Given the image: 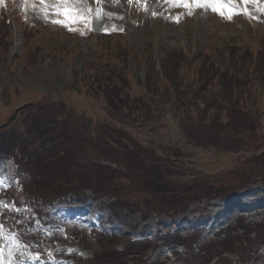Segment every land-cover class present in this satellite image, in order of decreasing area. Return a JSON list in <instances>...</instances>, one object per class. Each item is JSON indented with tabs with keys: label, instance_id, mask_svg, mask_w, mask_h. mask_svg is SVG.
Returning a JSON list of instances; mask_svg holds the SVG:
<instances>
[{
	"label": "rangeland",
	"instance_id": "obj_1",
	"mask_svg": "<svg viewBox=\"0 0 264 264\" xmlns=\"http://www.w3.org/2000/svg\"><path fill=\"white\" fill-rule=\"evenodd\" d=\"M8 2L11 9L7 0L0 4V124L17 106L31 105L17 113V133L7 125L0 129V139L20 141L31 127L40 128L43 118L29 126L34 105L66 104L65 115L70 113L79 129L125 132V140L132 139L152 158L168 160L170 169L162 174L166 187L154 200L176 208L153 210L145 218L142 205L127 200L112 206L113 212L109 205L115 197L95 198L85 187L87 171L72 169L57 185L79 182L86 203H75L68 194L63 204L45 207L36 217L26 210L33 199H26L19 184L15 188L14 167L0 160L7 188L0 185L5 229L0 231V264H87L113 245L124 250L144 235L152 245L130 250L142 253V262L170 264L171 250L178 248L163 245L168 235L179 234L196 246L240 215L264 220V171L258 170L261 158L255 157L264 155V0H227L234 10L231 18L227 8L222 16L191 0L187 7L185 0H75L70 6L83 19L67 26L51 22L63 19L56 11L58 0ZM106 70L115 76L118 98L128 91L144 100L142 107L149 105L148 119L129 118L130 110L138 114L131 109L132 100L122 101L124 105L117 100L112 112L100 93L89 90L95 76L104 78ZM207 104L213 106L209 111L203 109ZM216 114L219 118L213 119ZM138 117L143 120L136 122ZM100 163L119 168L105 156ZM127 183V192L139 202L149 200ZM199 184L204 196L214 198L192 195ZM182 189L194 193L181 196ZM27 230L42 234L40 240L22 244ZM49 251L65 257H50ZM34 252L41 259H34ZM257 254L261 260L256 264H264L263 249Z\"/></svg>",
	"mask_w": 264,
	"mask_h": 264
},
{
	"label": "trees",
	"instance_id": "obj_2",
	"mask_svg": "<svg viewBox=\"0 0 264 264\" xmlns=\"http://www.w3.org/2000/svg\"><path fill=\"white\" fill-rule=\"evenodd\" d=\"M106 72L104 78L98 74L95 76L90 83L89 90L93 93H100L101 99L112 112H115L117 100L121 105L125 103L122 101L132 100L131 109L133 108L138 114L134 116L130 110L129 118L134 120L139 115L148 119L152 112L149 105L145 103L142 107L141 100L143 99L131 96L128 91H125V97L121 94L122 96L118 98L115 94L116 85L112 83L115 76H111V70H106ZM167 79L171 80L168 77ZM177 95L178 90L175 93L176 98ZM176 102L179 104L178 101ZM134 103L135 106H133ZM220 103L222 107H227L226 102ZM65 107V104L54 101L34 105L29 126L31 127L30 124L43 118L45 121L39 125L40 128L31 127L32 132L29 130V135L23 133V139L20 141L4 142L0 139V156L12 159L17 166L21 192L29 201L33 199V202L29 204L30 208L41 213V207L62 202L68 194L74 195L73 202L85 203L88 199L83 195V187L79 182L69 183L68 187L57 185V181H63L72 169L79 171L78 173L87 171L88 179L85 187L92 191L95 198L102 196L101 194H107L108 198L115 197L109 205V209L113 212L115 205L125 204L127 200H130L131 204L134 202L141 204L145 218L149 217L153 210L167 211L176 208V205L170 208L164 199L154 200L156 195H160L159 191L166 187L162 174L170 169L168 160L158 161L152 158L151 152L141 148L132 139L125 140V132L108 131L104 127L93 128L92 132L86 129L82 131L78 128L79 125L75 124L72 116L65 115L68 112ZM212 108L213 106L210 107L207 104V107L203 109L209 111ZM196 110H199L198 105ZM218 115H213L215 117L213 119L219 118ZM140 119L143 120L139 118L136 122ZM209 119L211 120L210 116ZM15 122L16 120L9 125L12 134L17 133ZM101 156H105L119 168L116 169L110 164H101ZM255 157L261 158L258 170L264 171V155ZM245 162L248 165L250 160ZM97 174L101 175L100 178ZM127 180L134 190L145 194L144 199L149 200L142 203L133 194H129L127 190L130 188ZM197 190L199 192L192 195L202 193L204 198H214L204 196L205 192L200 184L197 185ZM179 191L181 196L194 193V191L188 192L185 189ZM25 236L27 239L36 237L38 234L33 232ZM110 237L117 238L115 234ZM163 240L165 246L171 244L181 246L180 250H171L170 264H256L261 260V255L259 254L260 259H258L257 253L264 249V220L253 221L239 216L233 223L217 231L211 240L203 244L198 243L196 246H194V240L188 243V239L179 234L168 235ZM146 243L149 246L152 245L148 239L132 241L124 250H117L113 245L114 248L96 254L87 264H128L129 261L135 264H140V262L151 264V262H142V253L130 250L136 249L138 245L145 247Z\"/></svg>",
	"mask_w": 264,
	"mask_h": 264
},
{
	"label": "snow or ice",
	"instance_id": "obj_3",
	"mask_svg": "<svg viewBox=\"0 0 264 264\" xmlns=\"http://www.w3.org/2000/svg\"><path fill=\"white\" fill-rule=\"evenodd\" d=\"M40 2L41 4H44L46 0H40ZM74 2L75 0H58V6L56 11L58 15L63 17V19H55L52 20L51 22L62 26H67L69 24H73L79 20H82L83 17L78 15L77 9L70 6ZM247 2L248 0H245V3ZM3 3L4 0H0V4ZM191 4L196 7L209 6L212 8L213 11L221 14L222 16L225 15V9L227 8L228 18H231V15L233 14L234 11L232 8H228L227 0H191ZM184 6L185 7L188 6L187 0H185ZM177 22H178V18H177ZM69 30L72 29L69 28ZM4 183H5L4 178L0 177V185H3ZM2 206H3V202H0V207ZM0 231H2V227H0ZM9 255H11V253ZM0 256H3L2 250H0ZM34 259H39V256L34 257Z\"/></svg>",
	"mask_w": 264,
	"mask_h": 264
},
{
	"label": "water",
	"instance_id": "obj_4",
	"mask_svg": "<svg viewBox=\"0 0 264 264\" xmlns=\"http://www.w3.org/2000/svg\"><path fill=\"white\" fill-rule=\"evenodd\" d=\"M26 105H22V106H20V107H18L16 110H15V112H14V114L12 115V117L10 118V120L9 121H11L12 119H14L15 118V116H16V113H17V111L19 110V109H22V108H24ZM1 127V126H0Z\"/></svg>",
	"mask_w": 264,
	"mask_h": 264
},
{
	"label": "bare ground",
	"instance_id": "obj_5",
	"mask_svg": "<svg viewBox=\"0 0 264 264\" xmlns=\"http://www.w3.org/2000/svg\"><path fill=\"white\" fill-rule=\"evenodd\" d=\"M99 11H100V10H99ZM101 12H102V11H101ZM101 12H100V13H101ZM100 15H101V14H100ZM97 21L99 22V20H98V19H97Z\"/></svg>",
	"mask_w": 264,
	"mask_h": 264
}]
</instances>
